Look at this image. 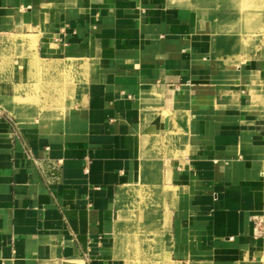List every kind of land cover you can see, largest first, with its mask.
I'll return each mask as SVG.
<instances>
[{"label":"crops","instance_id":"1","mask_svg":"<svg viewBox=\"0 0 264 264\" xmlns=\"http://www.w3.org/2000/svg\"><path fill=\"white\" fill-rule=\"evenodd\" d=\"M210 4L0 0V264H264V37Z\"/></svg>","mask_w":264,"mask_h":264},{"label":"rangeland","instance_id":"2","mask_svg":"<svg viewBox=\"0 0 264 264\" xmlns=\"http://www.w3.org/2000/svg\"><path fill=\"white\" fill-rule=\"evenodd\" d=\"M198 2L205 5L211 3L209 6L215 8L217 5L220 7L225 5L230 8V11L220 10L214 12L216 22L222 26L221 30L227 38H230L231 41L241 42L246 47L247 54L264 37V0H198ZM209 14L210 12L204 13V21L208 19L207 15ZM38 80L42 83L45 81V78L40 76ZM59 83H63V77H59ZM21 93L28 97V92L23 91ZM48 94L50 92L39 91L38 99H40V103H46ZM55 94L57 95L56 100H60V95L58 96L57 92ZM149 221L150 224H153V220L147 221L138 219V217L133 222L135 234L131 246L139 249H142L144 246L147 248V251L143 252L144 256H133V262L140 263L146 261V259L149 261L151 254L159 246L157 227L148 226L150 225L148 224Z\"/></svg>","mask_w":264,"mask_h":264},{"label":"built area","instance_id":"3","mask_svg":"<svg viewBox=\"0 0 264 264\" xmlns=\"http://www.w3.org/2000/svg\"><path fill=\"white\" fill-rule=\"evenodd\" d=\"M256 227L258 228L259 231L264 232V220L258 221L256 223Z\"/></svg>","mask_w":264,"mask_h":264},{"label":"bare ground","instance_id":"4","mask_svg":"<svg viewBox=\"0 0 264 264\" xmlns=\"http://www.w3.org/2000/svg\"><path fill=\"white\" fill-rule=\"evenodd\" d=\"M28 43H30V42H28Z\"/></svg>","mask_w":264,"mask_h":264}]
</instances>
